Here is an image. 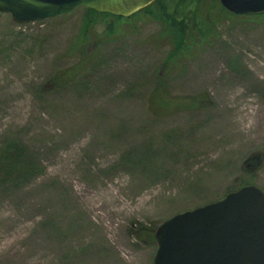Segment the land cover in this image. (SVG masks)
Returning a JSON list of instances; mask_svg holds the SVG:
<instances>
[{
    "label": "rangeland",
    "instance_id": "obj_1",
    "mask_svg": "<svg viewBox=\"0 0 264 264\" xmlns=\"http://www.w3.org/2000/svg\"><path fill=\"white\" fill-rule=\"evenodd\" d=\"M84 13L0 14V264H153L154 225L264 189V14L219 18L163 68L160 14L72 47Z\"/></svg>",
    "mask_w": 264,
    "mask_h": 264
},
{
    "label": "water",
    "instance_id": "obj_2",
    "mask_svg": "<svg viewBox=\"0 0 264 264\" xmlns=\"http://www.w3.org/2000/svg\"><path fill=\"white\" fill-rule=\"evenodd\" d=\"M157 0H0L17 24L61 17L86 7L130 17ZM237 15L264 14V0H220ZM153 264H264V189L246 185L224 198L173 215L155 231Z\"/></svg>",
    "mask_w": 264,
    "mask_h": 264
},
{
    "label": "trees",
    "instance_id": "obj_3",
    "mask_svg": "<svg viewBox=\"0 0 264 264\" xmlns=\"http://www.w3.org/2000/svg\"><path fill=\"white\" fill-rule=\"evenodd\" d=\"M85 13L82 20V25L80 29V35L77 37L74 42H72V47L76 46L80 42L85 41L87 38H90L93 33L96 23L101 18H112L113 21L107 23L105 32L107 34H112L115 32V22L133 19L136 17H145L152 16L155 12L160 14L164 20L167 22V27L170 26L172 32L163 30L162 34H168L170 38H173V41L176 43L175 49L169 54V57L166 58V62L163 65V68L173 60H178L185 53V50L189 45L194 41L193 36L204 34V31L211 30L214 26L217 25V21L221 17L226 16H240L236 15L229 10H227L220 0H157L147 8L133 14L130 17H120L115 16L109 13H98L92 9L84 8ZM246 16V15H244ZM250 16V15H248ZM253 16V15H252ZM258 16V15H257ZM203 32V33H202ZM162 68V70H163ZM162 71L159 73L158 87H165L164 80L161 79ZM162 91V90H161ZM167 92V91H166ZM165 92V93H166ZM164 98L161 99L160 105L162 107H168L169 101L165 99L167 95H163ZM202 99L198 98L193 103L189 101L186 104L188 108L197 107L202 104ZM249 185V183H244L241 187ZM239 187V188H241ZM237 188V189H239ZM234 189V190H237ZM232 190V191H234ZM231 192V191H229ZM228 192V193H229ZM227 193V194H228ZM157 226L154 225L151 228V238L155 241V231ZM139 229H142L141 227Z\"/></svg>",
    "mask_w": 264,
    "mask_h": 264
}]
</instances>
